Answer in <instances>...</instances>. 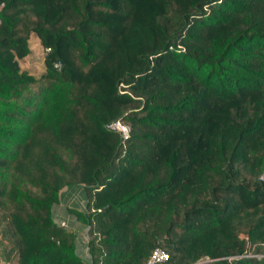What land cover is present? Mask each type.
<instances>
[{
    "label": "trees",
    "instance_id": "trees-1",
    "mask_svg": "<svg viewBox=\"0 0 264 264\" xmlns=\"http://www.w3.org/2000/svg\"><path fill=\"white\" fill-rule=\"evenodd\" d=\"M263 168L264 0H0V264H264Z\"/></svg>",
    "mask_w": 264,
    "mask_h": 264
},
{
    "label": "rangeland",
    "instance_id": "rangeland-1",
    "mask_svg": "<svg viewBox=\"0 0 264 264\" xmlns=\"http://www.w3.org/2000/svg\"><path fill=\"white\" fill-rule=\"evenodd\" d=\"M27 46H28L29 51L23 57L17 59L18 66H19L20 70H23V71L27 72L28 74L32 75L33 77L38 78L44 72L43 56H44L45 49H43V47L39 43L38 38L33 33H30L28 35ZM122 124L126 125L124 123H122ZM127 128L129 130L128 126H127ZM127 134H128V132H127ZM261 174H262V172H261ZM261 174H260V176H261ZM260 176H259V180L264 182L263 180H261ZM60 203L61 202H59L57 204L59 205ZM56 207L54 206L52 208L53 221L58 225H65L72 230V232L74 233V236H75L74 243L78 248L77 250H78V253L80 254V257L84 258V259H88L89 253H88V250L86 247L87 246V234H86L87 227L85 225L78 223L75 216L73 214L69 213L67 210H66V212L68 214H70L69 216H72L71 218L67 217L68 223L64 222V224H61L60 222H57L58 217L55 215V212H54V210L57 209ZM75 208H77V210L78 209L79 210L85 209V202L82 203V202L78 201V205ZM242 256L259 257L260 255L259 254H252L251 252H245ZM206 261H208L207 258H201L198 262H206ZM9 264H14V263L10 262Z\"/></svg>",
    "mask_w": 264,
    "mask_h": 264
},
{
    "label": "crops",
    "instance_id": "crops-1",
    "mask_svg": "<svg viewBox=\"0 0 264 264\" xmlns=\"http://www.w3.org/2000/svg\"><path fill=\"white\" fill-rule=\"evenodd\" d=\"M84 198L85 197L83 195V189L81 186L71 185V186H67L66 188H64L62 192L60 193V197H59V202L61 203L59 205L54 204L52 206V208L54 206L55 207L57 206L56 207L57 209H55L56 211L53 209L55 212V215L58 217V219L56 218L57 222H60L61 224H64V222L68 223L67 217L71 218L72 216H69L70 214L66 212L65 208H67L68 205H69L68 207L75 208L78 205V201L82 203L85 202Z\"/></svg>",
    "mask_w": 264,
    "mask_h": 264
},
{
    "label": "built area",
    "instance_id": "built-area-1",
    "mask_svg": "<svg viewBox=\"0 0 264 264\" xmlns=\"http://www.w3.org/2000/svg\"><path fill=\"white\" fill-rule=\"evenodd\" d=\"M55 67L58 65L55 64ZM107 128L110 130L117 131L122 137L127 136L128 128L126 125H123L119 121H112L107 125ZM261 180L264 181V169L262 171V174L260 176ZM168 260V254L166 251H164L160 247H155L152 249L149 257L147 258L145 264H166V261Z\"/></svg>",
    "mask_w": 264,
    "mask_h": 264
}]
</instances>
